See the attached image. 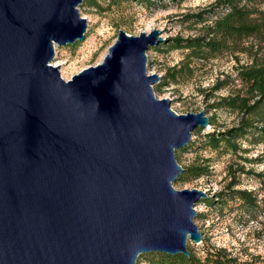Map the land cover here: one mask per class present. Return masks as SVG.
Segmentation results:
<instances>
[{
  "label": "water",
  "instance_id": "obj_1",
  "mask_svg": "<svg viewBox=\"0 0 264 264\" xmlns=\"http://www.w3.org/2000/svg\"><path fill=\"white\" fill-rule=\"evenodd\" d=\"M82 0H0V264H136L201 244L197 189L175 190V151L205 111L157 99L149 48L119 30L102 61L63 80L54 45L85 40Z\"/></svg>",
  "mask_w": 264,
  "mask_h": 264
},
{
  "label": "rangeland",
  "instance_id": "obj_2",
  "mask_svg": "<svg viewBox=\"0 0 264 264\" xmlns=\"http://www.w3.org/2000/svg\"><path fill=\"white\" fill-rule=\"evenodd\" d=\"M214 0H82L78 6L80 17L87 22L85 40L73 45L59 47L54 45L52 66L58 67L63 80L67 81L81 70L100 63L108 47L114 43L118 31L122 30L131 36L141 32L149 34L152 30L161 31L165 39L159 48L149 50L147 55L148 74L161 76L165 71L178 65L186 50L176 48L171 40L187 39L197 36L200 24L188 20L187 16L206 10ZM259 9L264 12V3ZM212 19V18H211ZM210 23V22H208ZM245 41L244 47L250 46ZM259 57L264 59V44L255 46ZM248 53L227 52L210 60H194L191 63L193 73L184 76L177 84L158 89V83L152 86L157 99H169L170 109L176 114L198 113L205 111L213 118L214 126L191 136V148L186 152L176 153V161L182 167L200 164L211 171L209 176L187 182L172 184L175 190L197 189L206 193L207 203L200 200L194 209L198 216L193 218L202 235V244L195 245L188 241L187 248L198 255L204 249H226L233 257L243 263L264 264V145L250 146L238 141V152L218 156L206 145L204 134L212 129L222 132L234 127L238 116L225 109H210L220 97L235 93L239 82L235 80L236 68L250 62ZM216 80L224 83V88L211 92ZM211 95V98H209ZM247 158L254 162H244ZM244 169V173L238 169ZM236 171V172H235ZM236 176L239 185L233 190L251 192L256 199V208L249 210L239 200L230 197L228 184ZM218 194H223L219 197ZM148 254L138 258L136 264H148Z\"/></svg>",
  "mask_w": 264,
  "mask_h": 264
},
{
  "label": "trees",
  "instance_id": "obj_3",
  "mask_svg": "<svg viewBox=\"0 0 264 264\" xmlns=\"http://www.w3.org/2000/svg\"><path fill=\"white\" fill-rule=\"evenodd\" d=\"M262 3L264 0H214L206 10L187 16L188 20H194V24L201 25L200 33L193 38L171 40L176 48L186 50L187 53L178 65L165 71L162 81L158 83L160 89L163 86L177 84L184 76H191L193 73L191 63L194 60L210 61L227 52L251 55L248 64L239 65L235 69V80L239 82L240 88L233 94L220 97L209 106L210 109H225L238 116V122L234 127L222 132L212 129L203 135L207 147L218 156L238 152L247 154V150L240 149L238 141L246 142L252 147L264 145V59L258 56L255 48L256 45L264 44V12L258 7ZM245 41H250V46L245 48L243 46ZM159 47L149 50L156 51ZM223 88V81L216 80L210 90L217 92ZM209 122L210 126H214L212 117L209 118ZM202 131L200 128L195 129L192 135L200 134ZM190 146L189 143L185 148L176 150L175 154L186 152ZM240 159L248 163L254 162L243 157ZM259 162L264 163V159H260ZM208 168L200 164L185 167L177 181L187 182L209 176L211 171ZM238 171L244 173L242 167ZM238 185L239 181L234 175L228 184V189L231 190L230 197L239 200L244 208L255 209L254 193L233 190ZM207 201L204 199L201 203L206 204ZM187 250L188 256L149 253L145 258L148 264H250L241 263L226 249H204L202 255L194 253L189 248ZM141 257L143 255L139 256V259Z\"/></svg>",
  "mask_w": 264,
  "mask_h": 264
},
{
  "label": "bare ground",
  "instance_id": "obj_4",
  "mask_svg": "<svg viewBox=\"0 0 264 264\" xmlns=\"http://www.w3.org/2000/svg\"><path fill=\"white\" fill-rule=\"evenodd\" d=\"M54 67V66H53ZM56 68H58V67H56ZM59 69V68H58ZM209 129V128H208Z\"/></svg>",
  "mask_w": 264,
  "mask_h": 264
},
{
  "label": "built area",
  "instance_id": "obj_5",
  "mask_svg": "<svg viewBox=\"0 0 264 264\" xmlns=\"http://www.w3.org/2000/svg\"><path fill=\"white\" fill-rule=\"evenodd\" d=\"M201 243H202V241H201ZM199 245H201V244H199Z\"/></svg>",
  "mask_w": 264,
  "mask_h": 264
}]
</instances>
